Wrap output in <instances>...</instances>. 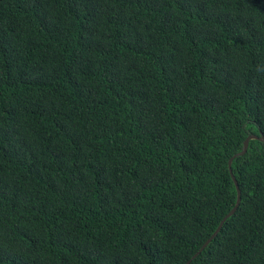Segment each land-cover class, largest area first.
<instances>
[{"label": "trees", "instance_id": "trees-1", "mask_svg": "<svg viewBox=\"0 0 264 264\" xmlns=\"http://www.w3.org/2000/svg\"><path fill=\"white\" fill-rule=\"evenodd\" d=\"M250 134L264 0H0V264H264Z\"/></svg>", "mask_w": 264, "mask_h": 264}, {"label": "water", "instance_id": "water-1", "mask_svg": "<svg viewBox=\"0 0 264 264\" xmlns=\"http://www.w3.org/2000/svg\"><path fill=\"white\" fill-rule=\"evenodd\" d=\"M250 139H258V140H260V141H263L264 142V135L263 134H261L260 136H257L256 134H250V135H248L247 136V138L244 140V144H243V149L240 151V152H238L237 154H235L234 156H239V155H243L245 152H246V150H247V147H248V141L250 140ZM233 156V157H234ZM231 161H232V157L229 159V162H228V167H229V170H230V172H232L231 171ZM232 177H233V179H234V182H235V186H236V189H237V200H236V203H235V205L233 206V208L224 216V218H223V220L220 222V224L217 226V228H216V230L213 232V234L207 239V241L201 246V248L199 249V251H201L202 249H203V247L211 240V239H213L215 236H216V234H217V232L220 230V228H221V226H222V224H223V222H224V220L227 218V217H229L230 215H232L234 212H235V210H236V208H237V206L239 205V203H240V190H239V187H238V184H237V182H236V180H235V178H234V176L232 175ZM198 251V252H199ZM198 252H196V254L198 253Z\"/></svg>", "mask_w": 264, "mask_h": 264}]
</instances>
